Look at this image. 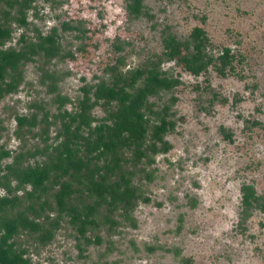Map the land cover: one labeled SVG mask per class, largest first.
<instances>
[{"label":"rangeland","instance_id":"1","mask_svg":"<svg viewBox=\"0 0 264 264\" xmlns=\"http://www.w3.org/2000/svg\"><path fill=\"white\" fill-rule=\"evenodd\" d=\"M31 8L27 26L11 24L5 47L19 48L21 37L35 41L36 30L48 35L55 28L60 52L51 60L35 56L17 91L0 101V149L11 154L0 160L2 168L20 152L45 150L33 134L39 126L18 138L15 116L37 112L32 105L40 107L39 120L46 114L51 122L64 110L78 112L81 89L109 80L104 65L117 57L122 72L161 59L173 83L149 95L143 108L151 123H171L163 136L170 150L148 151L137 166L124 153L139 196L129 215L100 214L84 239L67 215L46 244L23 233L16 246L28 264H264V0H141L138 13L127 0H35ZM196 28L207 39L197 74L164 59L172 40L192 52ZM87 41L95 51L81 62L78 49ZM226 48L229 58L221 60ZM58 96L69 99L62 108ZM108 107L114 104L92 109V127ZM58 127L50 125L48 146L61 140ZM152 142L148 131L146 144ZM44 159L28 156L23 165ZM243 185L254 189L259 205L242 223Z\"/></svg>","mask_w":264,"mask_h":264},{"label":"trees","instance_id":"2","mask_svg":"<svg viewBox=\"0 0 264 264\" xmlns=\"http://www.w3.org/2000/svg\"><path fill=\"white\" fill-rule=\"evenodd\" d=\"M34 1L0 0V101L17 91L24 80V66L33 62L35 56L51 60L59 55L55 28L48 35L36 30L35 41L21 37L19 48L5 47L11 40L12 23L22 27L28 25L26 13L32 9ZM127 1L133 2V11L138 13L141 0ZM206 40L202 30L196 28L192 36V52H189L188 45L172 40L164 59L174 60L180 68L197 74L204 69L205 64L200 61L204 57ZM88 44L87 41L78 49L81 62H87V57L94 54L95 50L89 49ZM229 55L230 50L226 48L220 58L226 60ZM161 63L162 60L158 59L143 68L122 72L124 61L117 57L113 63L104 65L109 80L81 89L78 112L70 114L64 110L62 114L53 115L51 122L46 114L39 120L40 107L32 105L37 112L15 116L18 138L23 140L24 133L39 126V132L33 134L44 141L45 150H26L14 155L13 161L4 168L0 164V188L7 193L0 197V264H28L24 251L16 246L17 238L25 233L35 236L40 244H46L52 239L53 229L59 226L63 215L69 216L83 239L88 228L98 226L100 214L107 219L117 211L122 217L129 215L139 196L131 186L133 173L125 170L127 161L137 166L148 151L153 155L157 151L166 153L170 150L163 136L172 127L171 123L164 118L159 123H151L143 111L149 95L169 88L173 83L161 71ZM41 78L55 79L48 74H42ZM50 88L52 91L56 89L54 83ZM57 100L61 108L69 102L61 96ZM97 104H114V109L108 107L105 119L92 127V109ZM51 124H59L56 135L61 140L55 146L47 145ZM2 130L0 124V138ZM148 131L153 142H159L161 147L153 142L146 144ZM126 151L130 153L128 160L124 156ZM36 154L45 157L42 163L23 165L28 156ZM10 156L8 151L0 149V160ZM18 192L22 194L18 195ZM241 195L243 223L253 204L259 205V200L248 185L242 186ZM143 201L149 200L143 198Z\"/></svg>","mask_w":264,"mask_h":264}]
</instances>
